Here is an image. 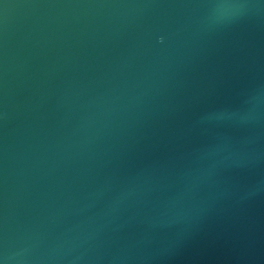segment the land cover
<instances>
[{"label": "water", "instance_id": "95a60500", "mask_svg": "<svg viewBox=\"0 0 264 264\" xmlns=\"http://www.w3.org/2000/svg\"><path fill=\"white\" fill-rule=\"evenodd\" d=\"M0 264H264V0H0Z\"/></svg>", "mask_w": 264, "mask_h": 264}]
</instances>
